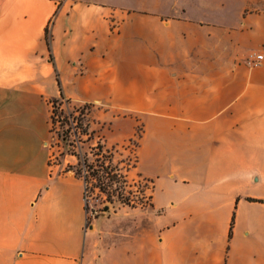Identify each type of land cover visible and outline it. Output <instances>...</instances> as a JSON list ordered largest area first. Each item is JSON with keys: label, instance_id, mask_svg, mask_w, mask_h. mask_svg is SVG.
Returning <instances> with one entry per match:
<instances>
[{"label": "crops", "instance_id": "1", "mask_svg": "<svg viewBox=\"0 0 264 264\" xmlns=\"http://www.w3.org/2000/svg\"><path fill=\"white\" fill-rule=\"evenodd\" d=\"M137 1L0 0V264H264V0L229 30L261 39L250 56ZM58 77L76 105L142 116L127 174L151 204L127 233L87 226L83 181L52 172Z\"/></svg>", "mask_w": 264, "mask_h": 264}, {"label": "rangeland", "instance_id": "2", "mask_svg": "<svg viewBox=\"0 0 264 264\" xmlns=\"http://www.w3.org/2000/svg\"><path fill=\"white\" fill-rule=\"evenodd\" d=\"M139 1V0H138ZM136 2L135 6H139L140 3ZM259 0H158V10L165 14V16L172 17H184L190 19L195 25L206 26V29H215L219 42L230 45L231 35L232 45L234 49L236 47L242 49L247 54H251L253 50H256L261 46V39L256 37L243 38L240 31L233 34L230 33L231 28H239L243 22V16L248 12H255L257 6L262 2ZM116 27V25H114ZM238 36V37H237ZM186 40L189 36L185 37ZM191 42L194 40L191 37ZM185 40V41H186ZM217 40V39H216ZM188 44V41H186ZM261 51V50H260ZM258 51V52H260ZM47 98L45 107L49 111L52 109L51 104ZM73 112L72 109L69 110ZM91 130L94 131L91 137L83 136L82 140L78 143L75 137L71 136L68 141L63 140V133L67 128H62L60 123L56 122L51 128L50 136L48 139V148L50 149V163L53 166L52 172L55 176L64 174V170L68 165H77L78 160L75 156L67 154L69 151L80 154L82 156L88 155L91 159L92 150L96 147L99 141H102L106 146L113 150L115 160L123 168H129L135 164L136 150L139 144L138 136L141 135L143 130L142 116L138 114L127 113L124 110L111 109L107 106L96 104L92 107L90 117ZM115 121V122H114ZM136 130V137L133 139H126L132 131V125ZM114 124V125H113ZM72 131H69V134ZM138 134V135H137ZM102 138V139H101ZM74 175L72 172H69ZM134 181L142 180L137 176H133ZM78 184H72L73 190H79ZM149 185L148 188H151ZM144 198L139 193L135 194L132 199L138 205V209L148 208L151 204L149 199V191L146 192ZM140 198L141 200H139ZM141 203H144V207H141ZM109 205L110 210L105 216L115 221H121L122 226L127 232H129L130 226H133L135 217L134 208L123 206L119 202L114 204L105 203V200L101 197H97V194L90 196L89 198V214L92 216L91 211L94 209H102ZM103 212V211H102ZM107 220H103L100 226H106ZM94 223V221H92Z\"/></svg>", "mask_w": 264, "mask_h": 264}, {"label": "trees", "instance_id": "3", "mask_svg": "<svg viewBox=\"0 0 264 264\" xmlns=\"http://www.w3.org/2000/svg\"><path fill=\"white\" fill-rule=\"evenodd\" d=\"M52 37L51 26L49 25L45 31V38L50 53V61L55 65V58L52 53ZM57 81L61 89V95L58 98L50 100L52 107L50 117L51 128H53L52 126L56 122H59L62 128H67L63 133V140L68 141L71 136H74L76 142L79 143L83 136L91 137L94 133V131L91 130V121L89 119L91 109L94 105L91 103L82 105L74 104L71 99H67L63 94L59 77ZM70 109L73 110L72 113L69 112ZM69 131H72V133L69 134ZM140 137L141 135L138 136V138ZM67 154L75 156L78 160L77 165H68L64 173L72 172L75 178L82 180L84 183L87 226H89L94 219H98L103 211L102 209H94L91 211L92 216H90L89 198L94 194H97V197L103 198L105 203L114 204L119 202L123 206L132 208L138 207L136 202L132 199L135 194L139 193L143 196L142 199L144 198V189L139 187L135 190L134 181H130L127 174L128 170L136 165L137 158L133 166L122 168L120 164L116 162L113 150L108 148L102 141H99L94 150H92L91 154L94 159H91L88 155L82 156L71 151ZM138 199L141 200L140 198ZM248 200L264 203L262 199L248 198ZM144 205V203H141V207H144ZM231 235L232 231L230 232V236Z\"/></svg>", "mask_w": 264, "mask_h": 264}, {"label": "built area", "instance_id": "4", "mask_svg": "<svg viewBox=\"0 0 264 264\" xmlns=\"http://www.w3.org/2000/svg\"><path fill=\"white\" fill-rule=\"evenodd\" d=\"M264 60V46L262 47L261 51L255 55V57L251 60L250 64L252 66H258L262 63V61ZM134 189L137 190L139 187H141L142 189H144V195H147V191H149L151 188H148L149 185H151V183L145 179L139 180V181H134Z\"/></svg>", "mask_w": 264, "mask_h": 264}, {"label": "water", "instance_id": "5", "mask_svg": "<svg viewBox=\"0 0 264 264\" xmlns=\"http://www.w3.org/2000/svg\"><path fill=\"white\" fill-rule=\"evenodd\" d=\"M109 210H110V206H109V205L105 206V207H104V210H103V212H102V214H101V216H105L106 213H107ZM91 227H92V226H91Z\"/></svg>", "mask_w": 264, "mask_h": 264}]
</instances>
